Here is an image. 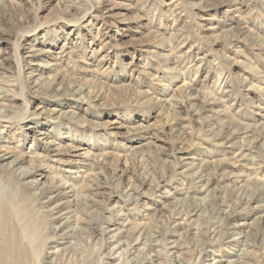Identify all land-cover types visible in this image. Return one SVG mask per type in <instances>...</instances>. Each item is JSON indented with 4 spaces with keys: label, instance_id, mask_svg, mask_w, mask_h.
Listing matches in <instances>:
<instances>
[{
    "label": "rangeland",
    "instance_id": "374dc122",
    "mask_svg": "<svg viewBox=\"0 0 264 264\" xmlns=\"http://www.w3.org/2000/svg\"><path fill=\"white\" fill-rule=\"evenodd\" d=\"M0 37L14 106L0 137L80 203L74 237L49 249L50 212L0 170V204L36 226L31 264H264V0H0ZM31 45L47 52L22 58ZM53 108L75 113L37 127ZM42 128L63 160L87 149L85 173L35 147Z\"/></svg>",
    "mask_w": 264,
    "mask_h": 264
},
{
    "label": "bare ground",
    "instance_id": "6f19581e",
    "mask_svg": "<svg viewBox=\"0 0 264 264\" xmlns=\"http://www.w3.org/2000/svg\"><path fill=\"white\" fill-rule=\"evenodd\" d=\"M4 41L7 40L0 37V43ZM23 49H24V54L22 58L37 57L41 53L47 52L41 49H37L38 50L37 51L33 45L26 48L23 47ZM17 53L19 52L17 51ZM1 67L2 69H5V71L7 72L9 71V69L6 68L4 64L1 65ZM35 72L36 71L29 72V74H27L28 76L27 78L29 83L34 85V87L36 88L35 91H38L40 90L37 84L38 83L37 80L39 79V77L36 78L38 73ZM8 88L9 87L0 88V108L2 109L0 112H5V114L7 115L9 114V112L14 111L13 110L14 106L12 107L10 105L11 101H13V98L9 97ZM76 92L77 91L75 90L74 93ZM162 102H169V100L165 98L162 99ZM25 103L27 102L25 101ZM69 112H72L73 114L75 113L73 110L62 113L61 109L59 108L57 110L53 108L48 111L43 109L37 114L38 121L35 118L36 126L39 127L38 125H41L43 127V124L47 125L46 122L43 121L41 122V120L47 119V117L50 116L51 114L57 115L56 116L57 118L62 119V118H66L67 113ZM7 115L3 116V118L1 117L0 119V121L5 122L4 125L2 124L5 130L8 129L9 127L8 124L9 116ZM24 127L26 130L31 131L33 127H35V124L34 122L28 123ZM46 130H47L46 128H42V130L41 129L35 130L37 132L36 135L37 137H32V141L35 143V147L37 145L38 148L44 149L43 152H45V156H48L50 161L58 162L61 163L62 166H65L63 170L72 172L70 168H78V169H82V170H78L79 172L82 171L85 173V171H83V167H88L89 165L92 164V159L90 158L87 149L83 146L81 148L72 147L71 149L66 151L69 155L68 158L66 160H63L62 155H64L65 152H63L61 150V147L55 143L54 139L52 140L48 139L49 137H47ZM220 137L222 138V136ZM25 138L28 139L30 137H25ZM30 147H33L32 143ZM30 157H34L33 154L30 155L29 153H23L20 154L19 156H16L15 152L11 149L9 145V137L8 136L0 137V170L9 172L19 182L20 186H23L25 190L27 189L26 190L27 192L36 195L37 199L39 200V204L42 205L41 208L42 211L50 212L49 217L51 221H54L50 226V230H52L53 235L51 237L52 244L49 246V249H54L59 244L67 245V243L69 244L71 239L74 237L75 231L78 229L77 226L80 223L77 216V211L80 209V203L77 201L74 189L68 191L67 187L63 185V183L62 184L59 183L58 180L51 178L47 174L49 169L46 163L41 162L39 164L27 165V163H29L30 161L29 160ZM183 159H186V157ZM86 175L87 174L82 175V178L86 177ZM196 177L198 178V181L202 183L203 187L201 189L207 187L212 179V178H207L203 173H199ZM105 187L106 186L104 184H100L96 188L88 187L87 189L96 190L94 191V194L96 196L99 195L101 197H104ZM141 195L144 196L145 193H141ZM98 202L99 201L97 200L91 201V203L93 204H96ZM11 207L8 204H3V203L0 204V238H2V240H0V264H31V248L33 247V244L35 243V240L38 237L35 232L36 226L32 221V219L30 218L27 219L23 217L21 215V212L17 210L16 207L13 206ZM97 220L102 221L103 218L100 217ZM105 220L106 219H104V222ZM92 223L94 222L91 221L87 222L88 225H91ZM97 223L98 222L96 221V224ZM115 223L120 224V222H115ZM115 223H112V225ZM241 225L242 224L235 223L232 226V232L236 233L238 228L243 227ZM118 234L121 237L123 235L125 236L126 230L122 229L118 232ZM235 238L236 237H234L232 241H235L234 240ZM54 244L56 245L54 246ZM170 248L179 249V246L175 243L171 245ZM55 253H57V251H52V250L47 251V254L50 255V258L56 255ZM210 257H211L210 258L211 262L209 264H230V260L228 259V256H226L223 252L212 251ZM177 262L178 264H180L179 261L176 259V263Z\"/></svg>",
    "mask_w": 264,
    "mask_h": 264
}]
</instances>
